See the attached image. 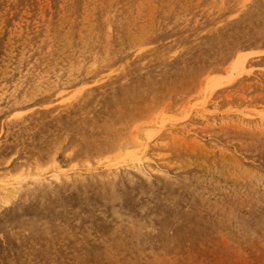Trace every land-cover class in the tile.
I'll list each match as a JSON object with an SVG mask.
<instances>
[{"label": "rangeland", "instance_id": "374dc122", "mask_svg": "<svg viewBox=\"0 0 264 264\" xmlns=\"http://www.w3.org/2000/svg\"><path fill=\"white\" fill-rule=\"evenodd\" d=\"M263 9L0 0V199L18 163L52 155L45 176L63 178L0 208V264H264ZM111 151L93 172L71 168Z\"/></svg>", "mask_w": 264, "mask_h": 264}, {"label": "bare ground", "instance_id": "6f19581e", "mask_svg": "<svg viewBox=\"0 0 264 264\" xmlns=\"http://www.w3.org/2000/svg\"><path fill=\"white\" fill-rule=\"evenodd\" d=\"M205 1V0H204ZM208 1V0H207ZM214 1V0H213ZM217 1V0H216ZM230 1H232V0H230ZM255 1V0H254ZM219 2V1H218ZM239 2V1H238ZM242 2V1H241ZM241 2H239V4L241 3ZM249 2H250V0H249ZM207 3V2H206ZM212 3V2H211ZM254 3L255 2H253V5H254ZM257 3H259V2H257ZM212 4H214V2L212 3ZM220 4H221V2H220ZM232 6H233V3L231 4ZM246 5V4H245ZM245 5H244V7H245ZM26 6V5H25ZM200 6V5H199ZM227 6V5H226ZM256 6V5H255ZM257 6H258V4H257ZM77 7V6H76ZM216 7H217V5H216ZM235 7V6H234ZM63 8V7H62ZM213 8V7H212ZM227 8V7H226ZM231 8V7H230ZM241 8H242V6H241ZM240 8V9H241ZM246 8V7H245ZM264 10V9H263ZM202 11V10H201ZM200 11V12H201ZM209 11H211V10H209ZM33 12V11H32ZM235 13H237V12H235ZM43 14V13H42ZM240 14V13H239ZM238 14V15H239ZM103 15V14H102ZM258 15V14H257ZM263 15V14H262ZM113 16V15H112ZM217 16V15H216ZM119 17V16H118ZM234 17V16H233ZM236 17V16H235ZM2 18V17H1ZM33 18V17H32ZM193 18V17H192ZM232 19V18H231ZM263 19V18H262ZM264 20V19H263ZM230 21V20H229ZM60 22V21H59ZM249 22V21H248ZM230 24H232V23H230ZM58 25V24H57ZM107 25V24H106ZM223 25V24H222ZM64 26V25H63ZM225 26V25H224ZM229 26V25H228ZM61 27V26H60ZM69 27V26H68ZM108 27V26H107ZM225 27H227V26H225ZM114 29V28H113ZM226 28H224V30H225ZM219 30V29H218ZM231 30H229V32H230ZM247 31V30H246ZM60 32V31H59ZM58 32V33H59ZM214 32V31H213ZM225 32V31H224ZM48 33V32H47ZM216 33V32H215ZM214 33V34H215ZM226 33V32H225ZM69 34V33H68ZM216 34H218V32L216 33ZM208 35V34H207ZM220 35V34H219ZM210 36V35H209ZM214 36V35H213ZM41 37V36H40ZM102 37V36H101ZM221 37V36H220ZM145 38V37H144ZM208 39V38H207ZM210 39V38H209ZM12 40V39H11ZM206 40V39H205ZM204 42V41H203ZM65 43V42H64ZM33 45V44H32ZM120 45V44H119ZM179 45V44H178ZM195 45V44H194ZM219 46V45H218ZM48 47V46H47ZM194 47V46H193ZM2 49V48H1ZM112 49V48H111ZM183 49V48H182ZM191 49L192 48H190V50L188 49V51H191ZM187 50V49H186ZM94 52V51H93ZM195 52V51H194ZM193 52V53H194ZM200 52V51H199ZM156 53V52H155ZM185 53V52H184ZM188 54V53H187ZM2 55V54H1ZM43 55V54H42ZM191 55V54H190ZM199 55V54H198ZM97 56V55H96ZM114 56H116V55H114ZM185 56L186 57H188L187 55H186V53H185ZM184 56V57H185ZM35 57V56H34ZM119 57V56H118ZM184 57H182V58H184ZM203 57V56H202ZM7 58V57H6ZM196 59H198V58H196ZM200 59V58H199ZM41 60V59H40ZM125 60V59H124ZM47 61V60H46ZM6 62V61H5ZM40 62V61H39ZM119 62V61H118ZM92 63V62H91ZM144 63V62H143ZM161 63V62H160ZM183 63V62H182ZM48 64V63H47ZM189 64H190V62H189ZM91 65V64H90ZM179 64H177V66H178ZM182 65V64H181ZM190 65H192V63L190 64ZM189 65V66H190ZM42 66V65H41ZM22 68V67H21ZM32 68V67H31ZM84 68V67H83ZM93 68V67H92ZM198 68V67H197ZM32 71V70H31ZM146 71V70H145ZM83 72V71H82ZM45 73V72H44ZM53 73V72H52ZM112 76V75H111ZM46 77V76H45ZM26 78V77H25ZM33 78V77H32ZM21 79V78H20ZM85 79H87V78H85ZM127 80V79H126ZM121 82V81H120ZM19 84V83H18ZM28 85V84H27ZM4 90V89H3ZM86 91V90H85ZM82 93V92H81ZM92 93H94V92H92ZM15 94V93H14ZM80 95V94H79ZM86 96V95H85ZM7 97V96H6ZM87 97V96H86ZM81 98V97H80ZM79 98V99H80ZM102 98H103V96H102ZM83 99V98H82ZM84 99H86V98H84ZM77 100H78V98H77ZM87 100V99H86ZM83 101V100H82ZM85 101V100H84ZM77 102V101H76ZM95 104V103H94ZM93 104V105H94ZM102 104V103H101ZM20 105V104H19ZM104 105V104H103ZM5 107V106H4ZM101 107V106H100ZM57 109V108H56ZM88 110V109H87ZM64 111H67V110H63V112ZM69 111V110H68ZM62 113V112H61ZM68 113V112H67ZM156 113V112H155ZM154 113V114H155ZM158 113H160V112H158ZM61 115V114H60ZM82 116V115H81ZM85 116V115H84ZM91 116V115H90ZM33 120V119H32ZM153 121V120H152ZM144 122V121H143ZM27 123V122H26ZM148 123H149V121H148ZM4 124V123H3ZM145 125V124H144ZM143 125V127H145V128H148L149 129V127H146V125L144 126ZM153 125V124H152ZM155 125V124H154ZM142 126V125H141ZM151 126V125H150ZM156 126V125H155ZM18 128V127H17ZM38 128V127H37ZM138 128V127H137ZM144 128V129H145ZM13 129V128H12ZM148 129H147V131H148ZM152 129V128H151ZM154 129H156V128H154ZM11 130V129H10ZM137 130V129H136ZM141 130V129H140ZM138 131V130H137ZM136 131V132H137ZM143 131V130H142ZM146 131V130H145ZM140 132V131H139ZM154 132V131H153ZM151 133V132H150ZM155 133V132H154ZM129 134V133H128ZM139 135V134H138ZM153 135V134H152ZM68 137V136H67ZM131 138V137H130ZM134 138V137H133ZM151 138H149V140H150ZM126 140V139H125ZM148 140V141H149ZM127 142L128 141H123L122 143H120V144H123V145H125V144H127ZM129 142H130V139H129ZM58 143V142H57ZM125 143V144H124ZM62 144H64V143H62ZM133 144V143H132ZM131 144V145H132ZM58 145V144H57ZM122 145V146H123ZM129 145V144H128ZM53 146V145H52ZM55 146H56V144H55ZM127 146V145H126ZM125 146V147H126ZM62 147V146H61ZM59 148V147H58ZM115 149H117V150H119L118 151V153L119 152H122V150H121V146L119 145V146H117V147H114ZM124 148V147H123ZM127 148V147H126ZM133 148V147H132ZM135 148V147H134ZM17 149V148H16ZM62 149V148H61ZM129 149H130V147H129ZM55 150V149H54ZM58 150V149H57ZM60 150V149H59ZM75 150V149H74ZM141 151V150H140ZM142 151H144V150H142ZM141 151V152H142ZM60 152V151H59ZM125 152V151H124ZM24 153V152H23ZM138 153V152H137ZM145 153H146V151H145ZM122 153H120V155H121ZM135 154H136V152H130L129 153V157L130 158H133V157H135ZM17 155V154H16ZM54 155V154H53ZM68 155H70L69 153H68ZM117 154H115L114 153V151L112 152H110V153H108V154H104V155H101V156H99V157H97V158H94V159H91V160H87V161H83V162H77L76 160H74V159H71V165H72V167L71 168H73V169H78L79 167L82 169V170H86V172L87 171H90L91 170V167L93 166V164L96 162V165L97 164H99V163H103V162H108L109 161V163H110V160L111 159H113L115 156H116ZM12 156H14V155H12ZM18 156V155H17ZM119 156V155H118ZM66 157V156H65ZM71 158V157H70ZM116 158V157H115ZM125 158H126V154H125ZM124 158V159H125ZM129 158V159H130ZM145 158V157H144ZM15 159V158H14ZM68 159V158H67ZM118 159H119V157H118ZM127 159V158H126ZM125 159V160H126ZM117 160V159H116ZM125 160H124V162H125ZM134 161V160H133ZM141 161H144V160H142L141 159ZM113 162V161H112ZM118 163H120V162H118ZM142 163H144V162H142ZM148 163V162H147ZM105 164V163H104ZM117 164V163H116ZM11 165H12V163H11ZM60 165V163L57 161V159L54 157V156H52V155H50L49 157H48V159H47V161H45V162H43V163H41V162H37V163H33L32 165H30L29 167H27V166H22L21 164H17V165H15V169H13L14 171H13V173H12V176H14V178L17 180V183H18V186H20V187H16L15 189H14V187H13V189H14V191H12L11 193H10V195H8L7 197H5V198H3L2 196V199H0V208H2V207H8V206H12L13 208H17L18 207V205H20V203L22 202H25V201H28L27 200V198L31 195V193L34 191V189H37V188H42V189H47V188H50V189H52L53 187H55L57 184V182H62L63 181V178H62V175L59 173V172H54L56 169H58V171H59V166ZM95 165V166H96ZM100 165V164H99ZM102 165V164H101ZM106 165V164H105ZM109 165V164H108ZM4 166V165H3ZM2 166V167H3ZM110 166V165H109ZM113 166H115V165H113ZM112 166V167H113ZM106 167V166H105ZM142 167V166H141ZM104 168V167H103ZM5 169V168H4ZM93 169V168H92ZM141 168H139V170H140ZM49 170H54V171H52L53 173H54V175L53 176H51V177H46L45 176V173L46 172H48ZM94 170V169H93ZM109 170V169H108ZM133 170V169H132ZM137 170V169H136ZM138 170V171H139ZM35 171V172H34ZM92 171V170H91ZM105 171V170H104ZM134 171V170H133ZM137 171V172H138ZM145 171V170H144ZM63 173H64V171H62ZM93 172V171H92ZM91 172V173H92ZM131 173V172H130ZM136 173V172H135ZM145 172H143L142 173V176H143V174H144ZM147 173V172H146ZM49 174V173H48ZM87 174V173H86ZM137 174V173H136ZM141 174V173H140ZM85 175V174H84ZM87 175H89V174H87ZM130 175V174H129ZM129 175H127V176H129ZM133 175V174H132ZM138 175V174H137ZM10 176V175H9ZM66 176V175H65ZM90 176H92V175H90ZM89 176V177H90ZM116 176H118L117 174H116ZM123 176H125V174L123 175ZM133 176H135V175H133ZM93 177V179L95 180V176H92ZM120 177V176H119ZM131 176H129V178H130ZM144 177V176H143ZM0 178H2V177H0ZM7 178V177H6ZM91 178V177H90ZM104 178V177H103ZM142 178V177H141ZM4 179V178H3ZM2 179V180H3ZM10 179H12V178H10ZM75 179V178H74ZM81 179V178H80ZM84 179V178H83ZM105 179V178H104ZM103 179V181H105ZM115 179V178H114ZM143 179V178H142ZM151 179V178H150ZM149 179V180H150ZM1 180V181H2ZM65 180V179H64ZM79 180V179H78ZM85 180V179H84ZM108 180V179H107ZM106 180V181H107ZM120 179H118L117 181H119ZM141 180V179H140ZM147 180H148V177H147ZM149 180L147 181V182H149ZM4 181V180H3ZM66 181V180H65ZM81 181V180H80ZM96 181V180H95ZM110 181V180H109ZM112 181V180H111ZM110 181V182H111ZM132 181V180H131ZM135 181V180H134ZM5 182V181H4ZM10 182H12L13 183V181H10ZM70 182H72V181H70ZM73 182H75V181H73ZM83 182V181H82ZM120 183L119 184H121V181H119ZM123 182H126V181H124L123 180ZM128 182V181H127ZM133 182V181H132ZM136 182V181H135ZM16 183V184H17ZM65 183V182H64ZM144 183V182H143ZM146 183V182H145ZM66 185H67V183H65ZM111 184V183H110ZM149 184V183H148ZM130 185H131V183H130ZM132 185H134L133 183H132ZM11 186H14V185H11ZM150 186V185H149ZM7 187V186H6ZM66 187V186H65ZM111 187H112V185H111ZM114 187V186H113ZM9 188H11V187H9ZM69 188H71V187H69ZM58 189V188H57ZM115 190V189H114ZM124 190V189H123ZM58 192V191H57ZM69 192V191H68ZM65 193H67V192H65ZM114 192H112L111 194H109L110 196L113 194ZM7 194V193H6ZM69 194H71V192L69 193ZM4 195V194H3ZM74 194H72V196H73ZM79 195V194H78ZM121 195V194H120ZM119 195V196H120ZM64 196V195H63ZM69 196V195H68ZM77 196V195H76ZM83 196V195H82ZM118 196V197H119ZM65 198V197H64ZM64 198H61V201H62V199H64ZM71 198V197H70ZM77 198V197H76ZM82 198V197H81ZM56 199V198H55ZM54 199V200H55ZM66 199H68V197L66 198ZM65 199V200H66ZM64 200V201H65ZM72 200V199H71ZM80 200V199H79ZM88 200V199H87ZM87 200H85V201H87ZM34 201V200H33ZM32 201V202H33ZM60 201V200H59ZM109 201H111V200H109ZM116 201V200H115ZM63 202V201H62ZM80 202V201H79ZM78 202V203H79ZM105 203L107 202V203H111V202H108V201H104ZM47 203V202H46ZM84 203V202H83ZM99 203V202H98ZM102 203V202H101ZM106 203V204H107ZM120 203V202H119ZM159 203H163V202H159ZM158 203V204H159ZM34 204H36V203H34ZM40 204V203H39ZM53 204V203H52ZM95 204V203H94ZM38 205V204H37ZM41 205V204H40ZM76 205V204H75ZM78 205V204H77ZM86 205H88V206H90L89 205V202H88V204H86ZM104 205V204H103ZM160 205V204H159ZM164 205V204H163ZM22 206V205H21ZM34 206V205H33ZM63 206V205H62ZM65 206V205H64ZM63 206V207H64ZM107 206H108V204H107ZM157 205L155 204V207H156ZM20 207V206H19ZM23 207H25V205L23 206ZM58 207H60V206H58ZM63 207H62V209H63ZM67 207H70V204H69V206H67ZM71 207H73V206H71ZM76 207V206H75ZM78 207H82L81 205H79ZM87 207V206H86ZM105 207V206H104ZM103 207V208H104ZM127 207V206H126ZM158 207V206H157ZM15 208V209H16ZM22 208V207H21ZM20 208V209H21ZM35 208H37V207H35ZM39 208V207H38ZM37 208V211L39 210ZM56 208H57V206H56ZM64 208H66V206L64 207ZM107 208V207H106ZM136 208V207H135ZM134 208V209H135ZM6 209V208H5ZM46 209V208H45ZM77 209V208H76ZM101 209V208H100ZM148 209H150V208H148ZM165 209V208H164ZM22 211H23V209H21ZM20 210V211H21ZM30 210V209H29ZM58 209H56V211H57ZM67 210V209H66ZM103 210V209H102ZM101 210V211H102ZM153 210V209H152ZM155 210V209H154ZM157 210V209H156ZM161 210H162V208H161ZM5 211H7V210H5ZM27 211H28V208H27ZM31 211V210H30ZM50 211H51V208H50ZM53 211V210H52ZM79 211V210H78ZM77 211V212H78ZM99 211V210H98ZM100 211V212H101ZM111 211V210H110ZM139 211H141V210H139ZM150 211H151V209H150ZM159 211V210H158ZM164 211V210H163ZM19 212V211H18ZM29 212V211H28ZM68 212H69V210H68ZM70 212H74L73 210L71 211L70 210ZM77 212H75V214L77 213ZM104 212V211H103ZM107 212V211H106ZM157 212V211H156ZM6 213H8V212H6ZM23 213V212H22ZM22 213H21V215L20 214H18V215H20V216H22ZM29 213H31V212H29ZM39 213V212H38ZM38 213H36L37 215H38ZM42 213V212H41ZM41 213H40V215H41ZM52 213H54V212H52ZM63 213V212H62ZM81 213H82V211H81ZM108 213V212H107ZM110 213V212H109ZM112 213V212H111ZM117 213V212H116ZM135 213V212H134ZM138 213V212H137ZM149 213V212H148ZM160 213H162V212H160ZM164 213V212H163ZM13 215H14V213H12ZM16 214V213H15ZM44 214H45V212H44ZM51 214V213H50ZM49 214V215H50ZM56 214V213H55ZM67 214V213H66ZM79 214V213H78ZM102 214V213H101ZM113 214V213H112ZM118 214V213H117ZM141 214V213H140ZM139 214V215H140ZM145 214H147V213H145ZM154 215H156L155 213H153ZM159 214V213H158ZM11 215V214H10ZM54 215V214H53ZM59 215H61V210H60V214ZM58 214H57V216H55L54 215V217H58L59 216ZM74 214H72V216H73ZM103 215V214H102ZM135 215V214H134ZM138 215V216H139ZM162 215V214H161ZM16 216V215H15ZM20 216H17V217H20ZM45 216V215H44ZM47 216V215H46ZM84 216V215H83ZM119 216V215H118ZM125 216V215H124ZM1 217V216H0ZM8 217H13V216H8ZM35 217V216H34ZM37 217V216H36ZM35 217V218H36ZM42 218H43V215L41 216ZM68 217H70V216H68L67 215V218ZM74 217V216H73ZM72 217V218H73ZM110 217V216H109ZM108 217V218H109ZM135 217V216H134ZM140 217V216H139ZM149 217V216H148ZM152 217V216H151ZM2 218V217H1ZM24 218V217H23ZM28 218V217H27ZM67 218H63V219H67ZM108 218H107V220H108ZM111 218V217H110ZM179 218V217H178ZM3 219V218H2ZM6 219V218H5ZM16 219H18V218H16ZM26 219V218H25ZM36 219H38V218H36ZM59 219V218H58ZM76 219V217L74 218V220ZM147 219V218H146ZM145 219V220H146ZM149 219V218H148ZM156 219V218H155ZM162 219V218H161ZM164 219V218H163ZM10 220V219H9ZM43 220V219H42ZM50 220V219H49ZM88 220V219H87ZM96 220V219H95ZM152 220V219H151ZM150 220V221H151ZM153 220H154V218H153ZM169 220V219H168ZM178 220V219H177ZM5 221V220H4ZM7 221V220H6ZM13 221V219L10 221V222H12ZM52 221V220H51ZM76 221V220H75ZM74 221V222H75ZM78 221H80V220H78ZM113 221V220H112ZM163 221V220H162ZM170 221V220H169ZM10 222H9V224H10ZM15 222V221H14ZM61 222V221H60ZM88 222H90V221H88ZM111 222V221H110ZM115 222V221H114ZM138 222H140V221H138ZM137 222V223H138ZM167 222V221H166ZM2 223V222H1ZM8 223V222H7ZM13 223V222H12ZM17 221H16V225H17ZM30 223V222H29ZM43 223H45L44 221H43ZM43 223H41V224H43ZM49 223V222H48ZM53 223V222H52ZM56 223V222H55ZM62 223L63 222H61V226H62ZM66 223H68V222H66ZM76 223H79V222H77L76 221ZM95 222H93L92 224H94ZM124 223H126V222H124ZM151 223V222H150ZM149 223V224H150ZM156 223V222H155ZM170 223V222H169ZM3 224V223H2ZM1 224V225H2ZM34 223L32 222V225H33ZM38 224H40V223H38ZM51 224V223H50ZM58 224V223H57ZM65 224V223H64ZM80 224H81V222H80ZM82 224H83V222H82ZM141 224V223H140ZM148 224V225H149ZM154 224V223H153ZM163 224H165V223H163ZM166 224H168V223H166ZM7 225V224H6ZM35 225V224H34ZM60 225V224H59ZM11 226V225H10ZM18 226V225H17ZM37 226H39V225H37L36 224V227ZM41 226V225H40ZM43 226V225H42ZM41 226V227H42ZM50 226V225H49ZM49 226H46L48 229H49ZM57 226V225H56ZM60 226V227H61ZM65 226V225H64ZM75 226V225H74ZM82 226V225H81ZM94 226H95V228H96V225L94 224ZM93 226V227H94ZM128 226V225H127ZM140 226V225H139ZM147 226V225H146ZM4 227H5V225H4ZM8 227V226H7ZM31 227V226H30ZM67 227V226H66ZM149 227V226H148ZM155 227V226H154ZM45 228V227H44ZM43 228V229H44ZM51 228V227H50ZM56 228V227H55ZM70 228V227H69ZM68 228V229H69ZM74 228V227H73ZM77 228H78V226H77ZM8 229H10V228H8ZM32 229H33V227H32ZM67 229V230H68ZM72 229V228H71ZM91 229V228H90ZM159 229V228H158ZM157 229V230H158ZM5 230H6V228H5ZM23 230V229H22ZM34 230V229H33ZM33 230H31L30 231V233L31 232H33ZM36 230V229H35ZM70 230V229H69ZM75 230V229H74ZM79 230H81V228L79 229ZM11 231V230H10ZM9 231V232H10ZM14 231V230H13ZM29 231V229L26 231V232H28ZM48 231V230H47ZM51 231V230H50ZM53 231V230H52ZM147 231H149V230H146V232ZM155 231V230H154ZM160 231V230H159ZM165 231V230H164ZM12 232V231H11ZM10 232V233H11ZM44 232H46V231H44ZM158 232V231H157ZM8 233V232H7ZM23 233V232H22ZM33 233H35V232H33ZM33 233H32V235H33ZM144 233H145V231H144ZM166 233V232H165ZM12 234V233H11ZM66 234V233H65ZM142 234V233H141ZM155 234V233H154ZM157 234V233H156ZM160 234H161V232H160ZM2 235V234H1ZM31 234H30V237L32 236ZM48 235V234H47ZM78 235H80V234H78ZM149 235V234H148ZM151 235V234H150ZM4 236V235H3ZM19 236V235H18ZM38 236V235H37ZM89 236V235H88ZM144 236H146L145 234H144ZM158 236V235H157ZM163 236V233H162V235H161V237ZM149 237V236H148ZM151 237V236H150ZM149 237V238H150ZM154 237V236H153ZM156 237V236H155ZM52 238V237H51ZM72 238H74L73 236H72ZM90 238V237H89ZM143 238V237H142ZM147 238V237H146ZM158 238V237H157ZM28 240H29V238H28ZM30 240H31V238H30ZM78 240H79V238H78ZM82 240V239H81ZM143 240H145V239H143ZM149 240V239H148ZM18 241V240H17ZM1 242H2V240H1ZM144 242V241H143ZM35 243V242H34Z\"/></svg>", "mask_w": 264, "mask_h": 264}]
</instances>
